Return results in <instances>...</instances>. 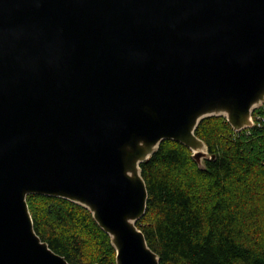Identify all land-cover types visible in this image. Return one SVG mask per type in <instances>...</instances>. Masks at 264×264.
<instances>
[{
	"label": "water",
	"instance_id": "1",
	"mask_svg": "<svg viewBox=\"0 0 264 264\" xmlns=\"http://www.w3.org/2000/svg\"><path fill=\"white\" fill-rule=\"evenodd\" d=\"M264 104V0H0V264H70L27 198L87 210L115 264H160L137 227L164 141L252 128Z\"/></svg>",
	"mask_w": 264,
	"mask_h": 264
},
{
	"label": "trees",
	"instance_id": "2",
	"mask_svg": "<svg viewBox=\"0 0 264 264\" xmlns=\"http://www.w3.org/2000/svg\"><path fill=\"white\" fill-rule=\"evenodd\" d=\"M235 132L223 118L196 129L213 158L201 170L185 146L164 141L141 164L148 192L137 227L160 264H264V112ZM38 237L70 264H115L109 237L68 201L27 198Z\"/></svg>",
	"mask_w": 264,
	"mask_h": 264
},
{
	"label": "built area",
	"instance_id": "3",
	"mask_svg": "<svg viewBox=\"0 0 264 264\" xmlns=\"http://www.w3.org/2000/svg\"><path fill=\"white\" fill-rule=\"evenodd\" d=\"M258 110L259 111L262 110L264 112V104ZM255 120H258V121L263 120V117L261 116V114H258V115L256 114V116L253 117L254 124H255Z\"/></svg>",
	"mask_w": 264,
	"mask_h": 264
}]
</instances>
